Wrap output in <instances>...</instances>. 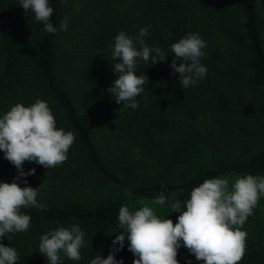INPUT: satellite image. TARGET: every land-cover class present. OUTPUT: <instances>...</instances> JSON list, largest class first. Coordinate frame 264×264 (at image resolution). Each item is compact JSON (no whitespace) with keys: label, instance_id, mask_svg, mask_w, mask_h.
Masks as SVG:
<instances>
[{"label":"trees","instance_id":"16d2710c","mask_svg":"<svg viewBox=\"0 0 264 264\" xmlns=\"http://www.w3.org/2000/svg\"><path fill=\"white\" fill-rule=\"evenodd\" d=\"M69 2L49 0L50 22L59 29L67 16L68 29L48 33L25 14L20 0H0V117L16 103L42 99L57 127L76 136L63 164L47 169L25 162L24 171L35 168V174L22 177L20 185L65 174L84 177V184L99 190L90 201L22 209L32 217L30 228L0 240L17 250V264H48L38 252L41 235L73 224L87 244L79 261L62 254V264H90L112 250L121 206L134 211L143 202L169 218L167 203H152L161 192L183 202L205 179L228 177L231 186L236 177L264 175V0H86L83 13ZM144 27L145 43L168 56L155 64L138 60L137 74L149 81L132 109L108 92L118 78L111 52L119 32L135 37ZM188 33L206 41L201 63L207 76L183 89L170 67L171 45ZM111 135L121 140L116 146L107 140ZM17 174L0 151V182L11 183ZM179 214L170 216L174 223ZM258 214L253 211L243 225L247 248L240 264H264ZM124 248L115 253L118 261ZM177 258L180 264H202L183 246Z\"/></svg>","mask_w":264,"mask_h":264},{"label":"clouds","instance_id":"9594fccd","mask_svg":"<svg viewBox=\"0 0 264 264\" xmlns=\"http://www.w3.org/2000/svg\"><path fill=\"white\" fill-rule=\"evenodd\" d=\"M20 6L25 14L30 13L41 22L48 33L68 29L67 16L61 20L59 29L50 22L54 9L49 0H20ZM148 27L141 28L135 37L119 32L111 52L115 61L113 71L118 78L108 92L115 96L117 104L123 102L125 107L132 109L139 106L136 97L149 81L147 75L137 74L138 60L147 63L151 59L155 64L168 56L160 47H149L145 43ZM206 46L198 33H188L171 45L174 58L170 67L173 73L180 74L183 89L207 76V68L201 63ZM177 60L180 61L178 65ZM75 140L74 132L57 127L48 102L42 99L29 106L16 103L0 117V151L18 170L13 182H0V240L10 233L30 228L32 217L22 209L46 207L37 201V188L29 186L26 179L25 186H20L22 177L35 174V168L25 172L24 163L34 162L47 169L57 167L67 161ZM261 196H264V175L248 174L234 178L231 186L228 177L205 179L183 202L169 199L161 192L152 203L161 206L167 203L170 213L179 212L175 223L157 215L153 207L143 202L134 211L127 205L121 206L118 227L122 231L112 241V250L107 257L96 255L90 264H123L122 259H116L115 253L123 249L125 238L135 257L133 264H180L177 257L181 246L202 264H240L247 248V232L243 225ZM84 237L79 225L61 226L41 235L38 252L46 257L48 264H62V254L79 261L81 248L87 244ZM19 260L14 247L0 243V264H17Z\"/></svg>","mask_w":264,"mask_h":264},{"label":"rangeland","instance_id":"374dc122","mask_svg":"<svg viewBox=\"0 0 264 264\" xmlns=\"http://www.w3.org/2000/svg\"><path fill=\"white\" fill-rule=\"evenodd\" d=\"M86 0H70L69 4L73 6L75 13H83V7ZM99 114H102L104 111L103 108L100 110H97ZM93 115H91V120H93V130H95L96 134H99L101 132V126L96 121L97 117L95 116V111L92 112ZM114 134V131L113 133ZM111 135V137H107L108 142H111L114 146L118 144L121 140L114 135V137ZM97 141H99L97 139ZM105 141V140H103ZM123 144H125L123 142ZM122 144V147H123ZM134 153L139 154V150L137 147H134ZM78 180L74 179V177H67L65 174L64 176H55L54 179L51 180H45L41 182H32L27 183L29 186H32L34 188H37V201L39 203H55V202H63L66 200H79V201H90L94 199L96 196H98L99 190L93 185L83 183V178L76 177ZM21 187H24L25 185H20ZM142 205H138L135 207V210H138ZM254 211H257L259 214L257 216V222L259 226L264 228V196L260 197V200L258 202L257 207L254 209ZM176 212H172L169 215L172 216ZM168 216V215H167ZM170 216H168L170 219H172ZM122 231L119 228V232ZM125 256H123V264H128L130 262H133L135 259L132 252L128 249V241L127 238H125Z\"/></svg>","mask_w":264,"mask_h":264}]
</instances>
